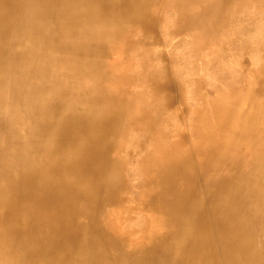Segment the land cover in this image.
I'll return each mask as SVG.
<instances>
[{"label": "bare ground", "instance_id": "1", "mask_svg": "<svg viewBox=\"0 0 264 264\" xmlns=\"http://www.w3.org/2000/svg\"><path fill=\"white\" fill-rule=\"evenodd\" d=\"M163 12L199 37L174 43L190 53L252 49L253 80L224 67L177 99L149 50ZM259 14L264 0H0V264H264ZM121 51L141 58L117 68Z\"/></svg>", "mask_w": 264, "mask_h": 264}, {"label": "rangeland", "instance_id": "2", "mask_svg": "<svg viewBox=\"0 0 264 264\" xmlns=\"http://www.w3.org/2000/svg\"><path fill=\"white\" fill-rule=\"evenodd\" d=\"M164 14L165 13L163 12L160 17V26L158 29V34L160 37L159 43L154 47L149 46V50H154L156 52L162 50L168 54L167 59L169 61L167 64L170 66L173 76L178 75L179 78H181V93L177 99L183 100L184 103H192V100L199 96V94L195 92V88L197 87L198 83L204 79H207L209 83L213 82L216 74L222 71L224 67L226 68L227 72L232 70V73H234L235 76L240 73V77L236 78V82H239V84L243 86H247L248 83L253 80V76L257 69V64L250 61L249 54L253 52L252 49L250 52L242 49L239 51V53H236L233 48L228 47L225 49V53L223 52L224 54L222 61H214L215 55L217 54L215 50L217 48L213 46V43L207 46L204 45L194 53H190L189 45L187 43H183L181 45H174V43L177 41V39H185V41L191 40L194 43V41L199 40V37L196 35V33L192 32L182 33L180 35L170 34V20L168 19L167 15ZM248 15L250 17L256 15V11L252 6L248 9ZM259 16L261 20H264L262 14H259ZM116 49H114L113 53L117 52ZM119 54V59L115 60L116 62H114L115 66L120 69L128 68V66H134L137 60H140L141 58V56L134 53L136 55L133 57V59L136 61H133L131 60V57L134 54H130V57L122 51ZM114 55L115 54L112 55V59H114ZM219 85L222 86L220 83ZM178 104L180 105L181 103H177L176 105L178 106ZM170 112L172 116L175 117L178 114V109L173 108ZM176 128L177 127L175 124V129ZM177 135L178 134L175 130L174 137L176 138Z\"/></svg>", "mask_w": 264, "mask_h": 264}]
</instances>
